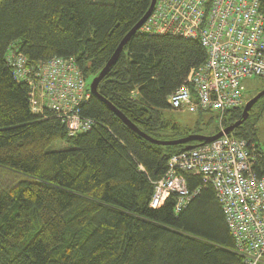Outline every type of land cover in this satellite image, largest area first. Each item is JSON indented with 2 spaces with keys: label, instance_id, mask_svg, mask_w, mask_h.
<instances>
[{
  "label": "trees",
  "instance_id": "trees-1",
  "mask_svg": "<svg viewBox=\"0 0 264 264\" xmlns=\"http://www.w3.org/2000/svg\"><path fill=\"white\" fill-rule=\"evenodd\" d=\"M150 1L0 0V168L28 178L0 186V264H242L215 192L199 177L184 174L189 191L200 190L179 213L173 195L150 206L168 158L198 143L151 144L91 92L78 109L93 125L70 137L61 120L30 110L29 88L6 64L9 50L31 65L74 58L90 91ZM139 29L97 92L149 137L176 140L160 136L179 131L166 100L206 53L198 41ZM263 114L264 96L232 134L260 148ZM241 115L226 112L210 135ZM55 143L64 147L48 151Z\"/></svg>",
  "mask_w": 264,
  "mask_h": 264
},
{
  "label": "built area",
  "instance_id": "built-area-1",
  "mask_svg": "<svg viewBox=\"0 0 264 264\" xmlns=\"http://www.w3.org/2000/svg\"><path fill=\"white\" fill-rule=\"evenodd\" d=\"M139 32L198 41L206 61L190 69L183 84L168 96L170 111L218 116L248 102L245 81L264 79V14L259 0H156ZM6 64L12 77L29 88L30 110L61 120L70 137L93 125L78 106L90 97L74 58L53 57L35 65L9 50ZM224 127H221V130ZM264 154L250 139L223 134L168 158L154 185L150 206L175 197V213L189 205L200 189L189 191L184 174L199 177L201 187L215 192L225 215L235 252L242 264H264Z\"/></svg>",
  "mask_w": 264,
  "mask_h": 264
},
{
  "label": "water",
  "instance_id": "water-1",
  "mask_svg": "<svg viewBox=\"0 0 264 264\" xmlns=\"http://www.w3.org/2000/svg\"><path fill=\"white\" fill-rule=\"evenodd\" d=\"M155 2L156 0H151L150 1V6L148 8V11L144 14V17L138 21L136 25L132 27V29L124 36L122 41L118 44L117 48L115 49L114 54L107 60L106 65L99 71L98 75H96L95 78L92 79L90 82V92L93 96H98L105 104L107 107H110L111 111L114 113V115L121 119L122 122L125 124L127 128H129L131 131L135 132L139 137L142 139H146L148 142L151 144H156L160 146H177V145H188L190 142H196L199 144H209L210 142L221 138L223 134H230L232 131L242 125V121L248 118L250 111L253 107L254 104H256L260 98H263L264 96V88L262 91H259L256 93L248 102L244 105L242 108V115H241V120L236 121L232 123L230 126L222 129L218 133L210 136H204V135H195V134H188L186 137L179 138L176 140H159L156 138H151L144 132L140 131L139 128H137L132 122H130L121 112H119L115 107H113L109 102H107L105 99H103L101 96L98 95L97 88L99 82L107 75V72L110 70L112 66H114L117 63V59L120 56V54L123 52V48L128 44L130 38L136 34L138 29L142 26V24L149 18V15L153 11L155 7ZM194 146L193 145H188L185 147V151H188L189 149H192Z\"/></svg>",
  "mask_w": 264,
  "mask_h": 264
},
{
  "label": "rangeland",
  "instance_id": "rangeland-1",
  "mask_svg": "<svg viewBox=\"0 0 264 264\" xmlns=\"http://www.w3.org/2000/svg\"><path fill=\"white\" fill-rule=\"evenodd\" d=\"M90 79H88V82ZM247 90L250 96L256 94L264 86V79L251 78L245 81ZM165 115L168 118H171L173 122L178 123L179 131L176 133H171L166 131L165 133H160L161 138L167 139H179L183 138L186 134H195V135H204L210 136L211 133L218 126L217 114L214 112L209 113H196L190 110L186 111H165ZM221 131V129H220ZM256 134L257 140L260 145V149L264 154V114L258 120L256 124ZM64 145L61 143H55L48 147V151L60 150ZM28 178L24 175H20L15 172L7 171L3 168H0V186L9 185L13 182H23ZM157 209V208H155Z\"/></svg>",
  "mask_w": 264,
  "mask_h": 264
},
{
  "label": "flooded vegetation",
  "instance_id": "flooded-vegetation-1",
  "mask_svg": "<svg viewBox=\"0 0 264 264\" xmlns=\"http://www.w3.org/2000/svg\"><path fill=\"white\" fill-rule=\"evenodd\" d=\"M258 93V92H257ZM255 95V94H254ZM254 95L250 96V94L248 95V100H250ZM247 100V101H248Z\"/></svg>",
  "mask_w": 264,
  "mask_h": 264
}]
</instances>
